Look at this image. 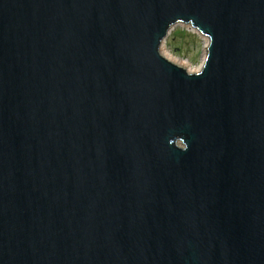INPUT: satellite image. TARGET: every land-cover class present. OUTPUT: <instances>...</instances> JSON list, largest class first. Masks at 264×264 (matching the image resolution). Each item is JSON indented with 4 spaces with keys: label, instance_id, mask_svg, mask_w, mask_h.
Segmentation results:
<instances>
[{
    "label": "water",
    "instance_id": "95a60500",
    "mask_svg": "<svg viewBox=\"0 0 264 264\" xmlns=\"http://www.w3.org/2000/svg\"><path fill=\"white\" fill-rule=\"evenodd\" d=\"M0 264H264V0H0Z\"/></svg>",
    "mask_w": 264,
    "mask_h": 264
},
{
    "label": "rangeland",
    "instance_id": "374dc122",
    "mask_svg": "<svg viewBox=\"0 0 264 264\" xmlns=\"http://www.w3.org/2000/svg\"><path fill=\"white\" fill-rule=\"evenodd\" d=\"M208 40L191 31L187 25H177L164 42L161 52L168 60L186 63L191 73L200 71L204 62ZM174 63V62H173Z\"/></svg>",
    "mask_w": 264,
    "mask_h": 264
},
{
    "label": "bare ground",
    "instance_id": "6f19581e",
    "mask_svg": "<svg viewBox=\"0 0 264 264\" xmlns=\"http://www.w3.org/2000/svg\"><path fill=\"white\" fill-rule=\"evenodd\" d=\"M188 27H190V26H188ZM191 30H193L192 28H191ZM208 44H209V41H208ZM208 46V45H207ZM207 50V49H206ZM206 56V55H205ZM166 58V57H165ZM167 59V58H166ZM168 60V59H167ZM170 61V60H169ZM172 63L174 62V64H178V63H176V61H173V59H172V61H171ZM178 66H180V67H182V68H186V63L184 64V63H180ZM187 70V69H186ZM201 70V69H200ZM199 72V71H198ZM191 73V72H190ZM197 73V72H196Z\"/></svg>",
    "mask_w": 264,
    "mask_h": 264
},
{
    "label": "built area",
    "instance_id": "2783aa9c",
    "mask_svg": "<svg viewBox=\"0 0 264 264\" xmlns=\"http://www.w3.org/2000/svg\"><path fill=\"white\" fill-rule=\"evenodd\" d=\"M192 32H194V33H196V31H194V30H191ZM206 39V38H205Z\"/></svg>",
    "mask_w": 264,
    "mask_h": 264
}]
</instances>
